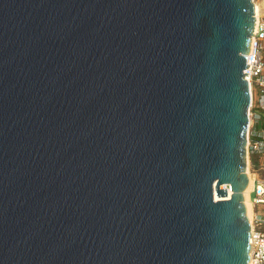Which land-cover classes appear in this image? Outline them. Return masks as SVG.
I'll return each instance as SVG.
<instances>
[{"label":"water","instance_id":"obj_1","mask_svg":"<svg viewBox=\"0 0 264 264\" xmlns=\"http://www.w3.org/2000/svg\"><path fill=\"white\" fill-rule=\"evenodd\" d=\"M254 26L253 0H0V264H249Z\"/></svg>","mask_w":264,"mask_h":264},{"label":"built area","instance_id":"obj_2","mask_svg":"<svg viewBox=\"0 0 264 264\" xmlns=\"http://www.w3.org/2000/svg\"><path fill=\"white\" fill-rule=\"evenodd\" d=\"M255 5V26L251 40L250 52L247 55L245 70L246 79L250 83L252 94L249 109L250 124L247 133V154L249 163L257 162L259 170L264 173V5ZM264 3V0H262ZM260 10L257 12V6ZM253 163V165H255ZM253 171V173H252ZM249 179L253 181L249 193L254 207V217L251 223L250 262L249 264H264V177L254 170L248 169Z\"/></svg>","mask_w":264,"mask_h":264},{"label":"bare ground","instance_id":"obj_3","mask_svg":"<svg viewBox=\"0 0 264 264\" xmlns=\"http://www.w3.org/2000/svg\"><path fill=\"white\" fill-rule=\"evenodd\" d=\"M260 10V7L259 5L257 6V12H259ZM252 179L250 178V184L248 186V188L246 189L244 195H245V204H246V207H247V214H248V217H249V220L252 222V218H253V213H254V207H253V204H251L250 200H249V193L251 192L252 190V186H253V183H252ZM231 195V193H230ZM218 199V198H217Z\"/></svg>","mask_w":264,"mask_h":264},{"label":"rangeland","instance_id":"obj_4","mask_svg":"<svg viewBox=\"0 0 264 264\" xmlns=\"http://www.w3.org/2000/svg\"><path fill=\"white\" fill-rule=\"evenodd\" d=\"M263 1L262 0H259L258 1V4H260V5H264V3H262ZM254 163V162H253ZM253 163H249V165H248V169H249V167H250V170H251V168H252V170H254V171H256V172H258L259 174H260V178L261 177H264V173L263 172H261L260 170H259V165H258V163L257 162H255L254 164L255 165H253ZM252 173H253V171H252ZM253 183V182H252ZM249 200H250V197H249ZM250 202H251V200H250ZM251 204H252V202H251ZM253 217H254V213H253V215H252Z\"/></svg>","mask_w":264,"mask_h":264}]
</instances>
